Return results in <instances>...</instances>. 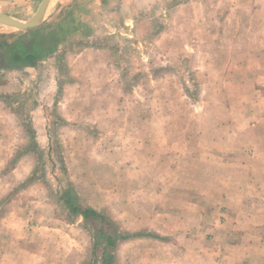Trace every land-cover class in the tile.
<instances>
[{
    "label": "crops",
    "instance_id": "obj_1",
    "mask_svg": "<svg viewBox=\"0 0 264 264\" xmlns=\"http://www.w3.org/2000/svg\"><path fill=\"white\" fill-rule=\"evenodd\" d=\"M34 2L37 5L39 0ZM22 5V0H0V12L22 21L27 16L28 21L39 9L24 11L18 8ZM50 12L52 24L71 29L59 48L35 66H0V264H103L101 254L94 256V241L83 228L74 236L67 226L52 221L53 213L48 219L20 199L32 196L42 184L54 182L61 189L65 182L56 170L62 163L78 195L90 198V207L109 215L94 200L104 175L82 177L72 172L71 154L82 148L81 134L85 133L83 143L89 146L95 133L120 130L112 124L125 117L120 55L143 54L138 39L151 30L153 38L170 37L172 23L183 26L196 21L202 28L209 20L232 23V37L261 41L247 48L244 59H238L242 64L235 66L245 73V84L257 82L258 77L263 80L262 92L255 98L262 103L257 122L245 129L250 138L243 150L244 162L234 163L235 158L229 162L242 173H230L233 177L224 179L228 184H214L224 203L220 202L214 213L218 217L210 224L204 223V213L197 207L192 224L182 221L180 229L170 227L168 220L159 222L160 212L152 207L149 216L154 221L148 226L153 232H128L151 236L118 240L114 264H264V0H52ZM180 30L181 37L190 36ZM74 39L85 45L69 46ZM185 49L189 51V45ZM47 155L51 170L44 161ZM32 177L34 182L26 185ZM82 183L92 187L90 193L81 192ZM221 203L228 219L221 214ZM115 222L120 228L119 220ZM176 233L174 239L168 237Z\"/></svg>",
    "mask_w": 264,
    "mask_h": 264
},
{
    "label": "rangeland",
    "instance_id": "obj_2",
    "mask_svg": "<svg viewBox=\"0 0 264 264\" xmlns=\"http://www.w3.org/2000/svg\"><path fill=\"white\" fill-rule=\"evenodd\" d=\"M22 1L24 5L18 8L24 11L39 8L41 3ZM208 12L210 19L215 17ZM51 13L45 23H52ZM170 25V37L153 38L149 36L151 30L138 39L143 54L120 55L125 117L112 122L120 130L95 133V142L89 146L83 143L85 133L81 134L82 148L71 154L72 172L82 177L104 175L99 178L97 187L101 192L94 193V200L101 209L110 211V218L119 220L124 233L152 231L148 226L154 221L149 216L152 207L160 212L159 222L168 220L169 226L177 229L182 221L193 223L197 207L204 213V223L215 220L218 216L214 213L223 198L213 186L228 184L224 179L232 178L230 173H242L229 162L231 158H235L234 163L244 162L242 154L250 138L245 129L256 124L262 108L261 100L255 98L262 92L263 80L258 77L257 82L245 84V73L235 70L242 64L238 59H244L247 48L260 45V39L232 37L234 26L229 22L209 20L202 28L196 21ZM180 29L190 36L181 37ZM70 30L68 25H60L63 40ZM16 31L19 30L0 24V35ZM121 42L124 47L130 46L127 40ZM68 45L84 46L85 41L74 39ZM187 45L189 51L185 49ZM51 71L52 68L46 70ZM49 157L45 156L44 161L51 170ZM60 166L59 163L56 173L64 181ZM216 178L220 181H213ZM67 181L71 182L70 178ZM42 186L26 200L21 197L20 201H26L24 206L47 214L48 219L53 213L52 221L67 226L74 236L83 228L89 241H93L96 231L62 203L56 192L59 186L54 182ZM91 188L88 183L80 184L82 193H90ZM89 202L91 199L84 197L85 205ZM222 213L228 219V214ZM174 235L168 237L174 239L179 234Z\"/></svg>",
    "mask_w": 264,
    "mask_h": 264
},
{
    "label": "trees",
    "instance_id": "obj_3",
    "mask_svg": "<svg viewBox=\"0 0 264 264\" xmlns=\"http://www.w3.org/2000/svg\"><path fill=\"white\" fill-rule=\"evenodd\" d=\"M58 29V26L48 23L37 29L0 35V66L9 69L35 66L40 60L52 55L62 44L63 38ZM60 169L64 171L62 176L65 183L58 191L59 199L73 216L81 217L89 227L96 231L93 253L96 258L98 254H101L103 264H114L113 251L118 240L151 236L147 232L133 235L124 233L108 215L85 205L73 184L67 181L68 172L62 163ZM33 182L34 177L26 185Z\"/></svg>",
    "mask_w": 264,
    "mask_h": 264
},
{
    "label": "water",
    "instance_id": "obj_4",
    "mask_svg": "<svg viewBox=\"0 0 264 264\" xmlns=\"http://www.w3.org/2000/svg\"><path fill=\"white\" fill-rule=\"evenodd\" d=\"M51 2L52 0H43L34 17L28 21L0 12V24L19 31L37 29L45 23Z\"/></svg>",
    "mask_w": 264,
    "mask_h": 264
}]
</instances>
